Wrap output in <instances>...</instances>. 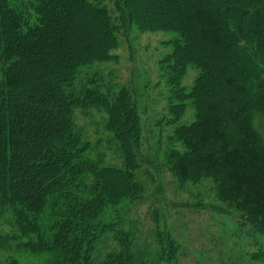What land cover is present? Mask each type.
I'll return each mask as SVG.
<instances>
[{
	"label": "trees",
	"instance_id": "1",
	"mask_svg": "<svg viewBox=\"0 0 264 264\" xmlns=\"http://www.w3.org/2000/svg\"><path fill=\"white\" fill-rule=\"evenodd\" d=\"M148 1L120 0V24L178 35L165 61L171 63L172 85L187 65L200 69L184 96L192 99L196 117L174 131L182 149L167 154L170 170L179 181L212 179L219 200L264 233V135L255 122L264 128V0H223L229 7L220 0H157L172 11L159 16V22L156 15L143 20L135 12ZM220 9H226L229 20ZM75 13L92 26L96 46L88 41L76 45ZM116 32L103 0H0V62L5 65L0 76V212L18 204L20 233L37 237L16 246L48 256L32 264H93V245L105 230L100 217L108 207L135 201L144 192L134 180L140 127L129 92L112 94L93 81L75 89L81 66L110 58ZM214 71L223 91L211 100L204 93ZM18 91L25 92L22 100L15 98ZM90 107L108 114L106 128L124 155L125 170L98 167L82 157L74 110ZM87 175L95 181L83 196L78 187ZM49 199L59 206L51 240L42 238L30 218ZM4 264L21 263L10 259Z\"/></svg>",
	"mask_w": 264,
	"mask_h": 264
},
{
	"label": "rangeland",
	"instance_id": "2",
	"mask_svg": "<svg viewBox=\"0 0 264 264\" xmlns=\"http://www.w3.org/2000/svg\"><path fill=\"white\" fill-rule=\"evenodd\" d=\"M119 2L103 0L117 25L116 47L110 50L109 59L78 69L75 89L93 81L101 90L109 89L112 94L119 89L129 92L140 127V137L134 147L138 165L133 172L134 180L144 192L135 201L108 207L100 217L105 230L93 245V264L116 258L127 259L125 264H259L264 260V233L255 231L219 200L217 185L212 179L179 181L168 164L167 154L173 149H182L175 138V129L195 120L193 101L184 96L193 88L200 69L187 65L179 83H169L171 63L168 65L165 61L172 54L178 35L172 31L140 30L134 24L122 26ZM223 2L229 7L228 1ZM145 5L134 9L143 20L156 15L159 22L162 19L159 16L172 12L167 7L161 8L157 0H149ZM220 11L224 20L230 19L226 9ZM261 13L264 16V11ZM74 19L79 29L76 45L88 41L96 46L92 26L79 13L74 14ZM60 39L62 42L63 38ZM4 66L0 62V76ZM216 75L214 71L208 77L204 93L211 100L220 98L223 91L217 87ZM24 93L18 91L15 98L22 100ZM24 106L27 109L29 103ZM107 122L108 114L103 108L74 110L75 132L83 149L81 155L98 167L125 170L124 155L113 133L106 128ZM255 122L264 135L260 121ZM94 181L87 175L84 184L79 185L83 196ZM16 208L18 204L6 206L0 212V236L6 239L0 241V264L10 259L21 264L46 261V254L33 255L16 246L20 241L37 237L20 233ZM58 210L54 199H49L40 213L30 216L38 224L42 238L51 240L52 225L59 219L55 214Z\"/></svg>",
	"mask_w": 264,
	"mask_h": 264
}]
</instances>
